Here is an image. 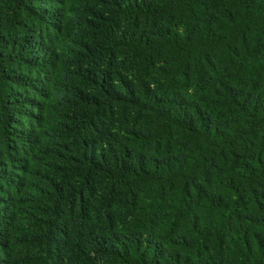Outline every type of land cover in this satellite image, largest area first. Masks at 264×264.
<instances>
[{"label":"trees","instance_id":"trees-1","mask_svg":"<svg viewBox=\"0 0 264 264\" xmlns=\"http://www.w3.org/2000/svg\"><path fill=\"white\" fill-rule=\"evenodd\" d=\"M0 264H264V0H0Z\"/></svg>","mask_w":264,"mask_h":264}]
</instances>
